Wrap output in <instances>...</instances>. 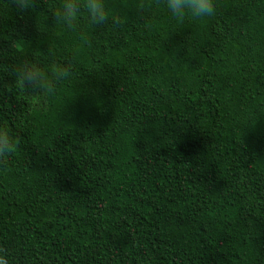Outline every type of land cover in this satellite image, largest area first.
<instances>
[{"label":"trees","instance_id":"1","mask_svg":"<svg viewBox=\"0 0 264 264\" xmlns=\"http://www.w3.org/2000/svg\"><path fill=\"white\" fill-rule=\"evenodd\" d=\"M82 3L83 0H78ZM0 0V253L9 264H264V0ZM25 63L71 65L46 94Z\"/></svg>","mask_w":264,"mask_h":264},{"label":"clouds","instance_id":"2","mask_svg":"<svg viewBox=\"0 0 264 264\" xmlns=\"http://www.w3.org/2000/svg\"><path fill=\"white\" fill-rule=\"evenodd\" d=\"M17 11L23 12L33 7V0H12ZM81 7L86 11L88 20L93 25L104 24L109 19L106 0H62L55 12L57 24L73 30L78 26V16ZM164 7L172 18L190 17L195 21L209 20L216 13L214 0H164ZM71 65H50L43 68L38 64L25 63L15 70L16 78L21 87H29L46 94L53 92L52 81L68 79L71 75ZM17 144L5 127H0V159L15 153ZM0 264H9L4 253H0Z\"/></svg>","mask_w":264,"mask_h":264}]
</instances>
